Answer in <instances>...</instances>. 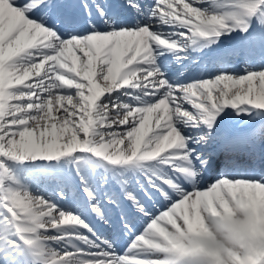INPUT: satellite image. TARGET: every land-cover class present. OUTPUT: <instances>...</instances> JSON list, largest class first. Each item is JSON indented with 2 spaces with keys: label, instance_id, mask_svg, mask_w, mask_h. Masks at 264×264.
<instances>
[{
  "label": "snow or ice",
  "instance_id": "obj_1",
  "mask_svg": "<svg viewBox=\"0 0 264 264\" xmlns=\"http://www.w3.org/2000/svg\"><path fill=\"white\" fill-rule=\"evenodd\" d=\"M0 264H264V0H0Z\"/></svg>",
  "mask_w": 264,
  "mask_h": 264
},
{
  "label": "clouds",
  "instance_id": "obj_2",
  "mask_svg": "<svg viewBox=\"0 0 264 264\" xmlns=\"http://www.w3.org/2000/svg\"><path fill=\"white\" fill-rule=\"evenodd\" d=\"M210 228L224 250L225 259L227 251L238 252L239 241L245 237L252 228V221L247 214L244 202H241L227 229H219L216 224L210 222Z\"/></svg>",
  "mask_w": 264,
  "mask_h": 264
}]
</instances>
